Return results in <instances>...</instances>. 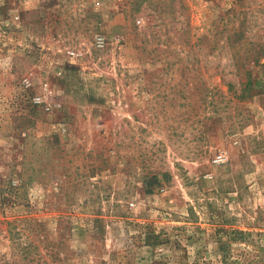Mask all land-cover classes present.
<instances>
[{
  "label": "rangeland",
  "instance_id": "obj_1",
  "mask_svg": "<svg viewBox=\"0 0 264 264\" xmlns=\"http://www.w3.org/2000/svg\"><path fill=\"white\" fill-rule=\"evenodd\" d=\"M0 264H264V0H0Z\"/></svg>",
  "mask_w": 264,
  "mask_h": 264
},
{
  "label": "built area",
  "instance_id": "obj_2",
  "mask_svg": "<svg viewBox=\"0 0 264 264\" xmlns=\"http://www.w3.org/2000/svg\"><path fill=\"white\" fill-rule=\"evenodd\" d=\"M97 42L99 43L100 42V39H97ZM220 160H222V155L221 154H218L216 156V161H220Z\"/></svg>",
  "mask_w": 264,
  "mask_h": 264
}]
</instances>
